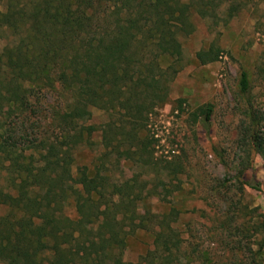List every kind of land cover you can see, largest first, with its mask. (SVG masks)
Listing matches in <instances>:
<instances>
[{
	"label": "trees",
	"instance_id": "obj_1",
	"mask_svg": "<svg viewBox=\"0 0 264 264\" xmlns=\"http://www.w3.org/2000/svg\"><path fill=\"white\" fill-rule=\"evenodd\" d=\"M6 3L0 38L11 39L0 54V264H182L184 240L173 226L178 210L161 215L142 207L155 195L171 202L173 190L158 191L147 180L115 181L104 192L99 187L112 156L149 166L159 179L184 171L174 157L157 167L153 141L141 132L155 108L167 102L183 58L180 37L195 31V15L215 18L212 0ZM247 3L233 0L227 21ZM223 53L213 43L196 59L207 65ZM169 57L173 62L164 67ZM239 92L249 102L239 188L260 190L244 179L251 150L264 158L247 70L240 74ZM93 109L109 113L115 123L103 132L107 152L91 176L87 166H74L79 147L95 146ZM213 110V104L199 108L195 122L209 129ZM70 202L74 216L67 212ZM235 213L242 215L238 207ZM255 228L264 236V214ZM136 229L151 230L155 238L154 249L133 263L125 260L126 237ZM260 246L254 260L264 257V241Z\"/></svg>",
	"mask_w": 264,
	"mask_h": 264
},
{
	"label": "rangeland",
	"instance_id": "obj_2",
	"mask_svg": "<svg viewBox=\"0 0 264 264\" xmlns=\"http://www.w3.org/2000/svg\"><path fill=\"white\" fill-rule=\"evenodd\" d=\"M0 2V12L6 8ZM233 0H212L216 16L204 19L195 15V31L181 36L183 58L177 64L178 74L169 83L167 102L155 108L146 130L145 140L153 141L159 168L167 158L174 157L184 171L177 178L165 173L156 178L149 166L141 167L134 160L112 156L101 178L103 192L112 182L147 180L158 191L173 190L170 201L155 195L143 201L142 207L165 215L172 207L179 212L173 226L184 240L182 264H264L256 256L264 236L257 233L255 224L264 214V158L251 150L244 179L259 184L260 190L239 188L238 178L247 154L242 149V128L248 118L239 92L242 70H247L252 82L250 104L260 122L264 137V0H248L235 17L227 21ZM11 39V38H10ZM10 39L0 38V54ZM215 43L224 53L220 60L201 65L196 59L199 50ZM173 62L163 61L164 67ZM172 72V71H169ZM181 101H184L181 106ZM213 104L209 129L202 121L195 122L193 113ZM200 119H204L201 117ZM110 114L93 109L90 123L97 126L93 135L94 147L81 146L75 152V170L87 166L95 175L100 155L107 152L103 132L110 127ZM256 130L258 126L255 125ZM155 139V140H153ZM238 207L241 217L233 214ZM142 210V209H141ZM73 202L67 212L76 214ZM143 211V210H142ZM237 214V212L235 213ZM242 223V225H241ZM154 232L136 229L126 239L125 260L137 263L154 249Z\"/></svg>",
	"mask_w": 264,
	"mask_h": 264
}]
</instances>
